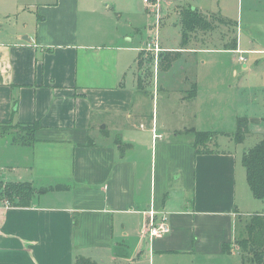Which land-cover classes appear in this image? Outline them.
Returning <instances> with one entry per match:
<instances>
[{"label":"crops","instance_id":"obj_1","mask_svg":"<svg viewBox=\"0 0 264 264\" xmlns=\"http://www.w3.org/2000/svg\"><path fill=\"white\" fill-rule=\"evenodd\" d=\"M104 1L0 0L5 18L20 24L7 31L0 25V124L37 125L31 145L0 136V180L36 189L58 184L28 207L0 201V264H153L167 256L203 264L236 246L245 170L241 184L232 149L196 154L192 131L219 132L223 120L236 129L238 118L250 125V87L240 89L229 63L205 70L206 62H195L189 72L154 62L153 89L143 90L136 69L143 26L128 23L132 33L118 47L99 11ZM201 1L169 5L207 17L224 11L220 0ZM133 37L140 39L135 57L127 52ZM236 37L230 52L238 55ZM191 43L160 45L182 55ZM229 90L241 97L233 105L224 98ZM155 93L158 101L175 94L176 106L165 115L149 112L144 101L150 95L154 102ZM162 221L169 233L150 238V223Z\"/></svg>","mask_w":264,"mask_h":264},{"label":"rangeland","instance_id":"obj_2","mask_svg":"<svg viewBox=\"0 0 264 264\" xmlns=\"http://www.w3.org/2000/svg\"><path fill=\"white\" fill-rule=\"evenodd\" d=\"M159 2L160 7L158 5H153V0H148V3H143V0H108L99 4V11L105 24L106 21L109 20L110 31L113 37L116 36V38H114V43L118 45V47H122L121 43L132 33V27L128 23H131L133 27H139L142 25L143 27L141 29H137V31H139L142 35L143 57L147 58V54L154 57L161 54L162 64H160L158 59L156 61L154 60L155 63H159V69L175 65L174 71H176L178 66L186 65L185 69H188V71L191 72L192 65L195 64V62L201 64L202 61L207 63V66L204 67L205 70L211 69V64H216V69H226L229 64L232 65L230 73L233 75L232 78H234L236 84L240 86V89L242 87H250L251 121L250 125L248 123V133L245 140L241 144L237 145L234 141L233 142L235 144L228 142L226 140V136L224 135L225 133L223 132L227 131L226 133L230 135L231 133L234 134L236 129H233L232 127L228 128V125L225 124L226 120H223L224 125L222 130H219V132L215 131L217 136L215 137L214 143L209 145V148L216 147L220 150L232 149L237 153V168L241 173L242 184V180L244 178V167L241 163V155L245 150L255 145L264 134V2H251L250 0H242V2L237 0H220L224 11L222 10L220 14L213 13L212 15H219L221 18L233 22H236V17L239 21H241L239 29L238 27L236 28V26L232 27L230 25L218 23L214 31L207 33L197 32L195 35H191L190 42L192 41V43L186 48L188 51L186 53H182V55H176L174 53L169 54L162 52V50H166L167 47L176 48L177 46H180L181 26L178 21V15L184 8H187V6L175 4L169 5V3H172L173 0H159ZM183 2H199V0H182V3ZM201 2L207 5L213 3L211 0H202ZM1 12L2 11H0V14ZM1 15L0 25L5 31H7V29L12 30V27L15 28L16 24L20 25L15 19L5 18L3 12ZM236 36H238V47L241 50L238 55L233 54L230 51L223 52V50L207 53L198 52V54H195V51L202 48L222 49V47L231 43L232 38ZM139 42L140 39H138V37H133L130 46L132 50L127 51L131 52L134 57L137 55V52L135 53L133 50L139 47ZM155 43L158 44L157 50L154 48ZM160 43L168 45L166 48H163ZM239 57L245 58L246 63L239 61ZM255 61H257L256 64ZM154 62L152 64V68L155 64ZM243 64H245L246 67H243ZM152 68L151 74L153 73ZM131 74H133V69L130 74H127L128 77L131 76ZM145 76L146 74L142 75V80L144 79L142 88H144L143 90L146 89L150 92L151 88L153 89L150 85L153 77L145 79ZM142 93V90L137 92L138 96H142ZM159 94L162 95V92L159 91ZM190 94H192L191 91L188 92V96H190ZM150 95L148 96V99L144 101V104L149 103L147 105L149 112L154 110L157 114L161 112L162 115H165L166 112L176 106L175 102H173L176 97L175 94L169 97L163 96L161 101H158L156 94L154 102H152ZM167 98L171 99V101H168ZM224 98H226L228 102L233 105L241 97L237 91L229 90L227 93H224ZM258 117H263L262 121L255 120V118ZM7 133L8 134L5 136L9 139L10 137H21L25 134L19 128L8 130ZM45 185V187L54 189V187L58 184L47 183ZM244 188H247V196L245 199L243 197L238 198L237 202L240 214L237 219L235 239L238 236V233L242 232V227L244 226L243 223L245 221L249 220L250 217L255 214L264 213V202L255 200L251 193H249V189L246 184ZM229 246L230 248L224 252L223 256H220L217 259H208L204 261L203 264H240L241 254L239 248L234 245L232 247L231 245ZM231 250L238 259L234 257ZM190 258L191 257L181 258L176 256H167L164 258L165 261H160L159 263L194 264V257ZM159 263L154 262L153 264Z\"/></svg>","mask_w":264,"mask_h":264},{"label":"trees","instance_id":"obj_3","mask_svg":"<svg viewBox=\"0 0 264 264\" xmlns=\"http://www.w3.org/2000/svg\"><path fill=\"white\" fill-rule=\"evenodd\" d=\"M153 3L160 7L159 0H153ZM179 23L181 26V42L180 46L185 47L190 42L191 35L196 32H211L217 27L218 23L236 26V22L223 19L219 15L210 17L204 16L190 7L184 8L179 14ZM237 48V37H233L231 43L227 44L224 49L235 51ZM147 58L143 57V52L138 54L137 70L140 82L138 86L141 88L143 80L141 72L145 73V79L151 77L150 69L154 60L158 59L162 64L161 54L152 56L147 54ZM145 66V68H144ZM37 125L30 124L25 126L0 124V136H5L8 130L19 128L25 134L21 137L12 138V141H18L23 144L31 145L34 141L33 133ZM248 133V120L246 118H238L236 120V131L231 136L236 144H241ZM193 135V147L196 154L209 153L214 148L209 145L214 143L217 133L215 132H195ZM120 148L123 145L117 141ZM88 146H93V142L89 139ZM241 163L245 170V178L247 186L252 197L255 200L264 202V134L260 140L242 153ZM53 188L36 189L30 182H4L0 180V201L7 203L13 207H28L31 205L33 196L36 193H44ZM239 217V216H238ZM237 217V219H238ZM242 232L238 233L234 243L240 250V264H264V213L255 214L249 220L243 223ZM230 248L229 245L224 246V252ZM74 264H95L84 258H76Z\"/></svg>","mask_w":264,"mask_h":264},{"label":"built area","instance_id":"obj_4","mask_svg":"<svg viewBox=\"0 0 264 264\" xmlns=\"http://www.w3.org/2000/svg\"><path fill=\"white\" fill-rule=\"evenodd\" d=\"M143 3H148V0H143ZM153 5H156L153 3ZM154 48L157 50L158 49V44H154ZM239 61L241 62H245L246 59L243 57H239ZM152 138H160V136L153 134ZM152 214L150 213V216ZM150 228L148 229V234L150 238H157L160 237L162 235H165L167 233H169V227L168 225L165 223V221L160 222L156 227L152 226V224L150 223Z\"/></svg>","mask_w":264,"mask_h":264}]
</instances>
